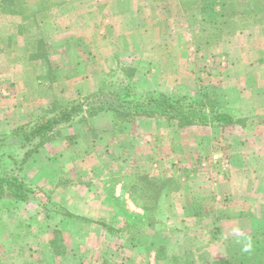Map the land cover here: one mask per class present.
<instances>
[{
  "label": "crops",
  "instance_id": "0c3cea01",
  "mask_svg": "<svg viewBox=\"0 0 264 264\" xmlns=\"http://www.w3.org/2000/svg\"><path fill=\"white\" fill-rule=\"evenodd\" d=\"M139 3L140 0H92L90 8L84 7L81 13L69 17L72 23L67 21L45 37L34 31L24 33L19 43L6 50L1 48L0 65L8 64L9 68L6 81L2 79L1 83L10 92L7 98L0 93V134L12 122L23 124L53 102L62 105L77 100L79 95L92 93L117 68L133 69L138 85L151 94H168L164 88L167 83L182 86L178 75L183 68L173 54L176 50L139 44L145 29L140 22L130 24L134 16H141ZM43 38L53 47L71 38L79 42L80 49L90 47L88 59L72 57L73 49L58 50V55L51 57L63 65L77 60L73 66L79 69L68 75L63 72L49 89L40 85L36 71L35 56ZM244 42L249 45L244 51L248 55L243 58L238 77L234 74L223 82L229 84L226 88L235 91L234 101H227L234 109L232 115L246 118V123L232 128L231 136L223 135L225 129L215 126H191L183 130L192 137L184 148L187 155L192 153V163L201 157H226L230 166L225 174L211 176L212 180L207 177L205 186L198 176L182 179L171 176L177 171L178 159L184 157L179 151L178 130L172 131L174 136H170L169 143L163 139L166 129L155 119L117 124L113 112L103 111L90 119L88 125L68 126L59 140L44 145L25 164L24 180L34 190L29 202L0 201V264H102L105 254L110 257L115 253L111 247L116 243V249L123 253L120 259L115 256L109 260V264H179L178 258L166 252L180 246L186 247L190 264L195 261L210 264L227 259L225 240L264 234V20L235 37L232 46L240 51ZM219 46L229 50L226 42ZM173 69L178 72L176 76ZM190 70L188 80L191 76L193 80ZM4 108L10 111L6 116L2 115ZM167 145H170L171 171L161 176L167 155L163 149ZM114 160L119 162L118 166L124 165L123 171L121 167L110 169ZM53 169L58 176L47 172ZM115 170L123 176H111ZM139 175H148L154 182L166 179L182 183L180 189L168 194L170 221L161 227L157 223L154 228L149 227L154 236L148 240L141 235L137 238L112 235L109 232L115 229L118 200L130 197V187ZM38 197L44 199L43 203L33 204ZM204 201L209 202L208 209ZM45 203L64 213L59 216L58 226L52 221L53 209L46 208ZM200 204L203 209L199 210L195 205ZM132 207L135 210L129 208L126 214L144 212L134 203ZM158 207L161 211L162 202ZM160 228L165 230V239L158 241ZM52 230L69 237L63 240L66 250H56L50 238ZM211 232L216 239L200 248V241ZM179 235L182 241H176ZM82 247L90 248V255L82 256L79 250ZM99 248H108L103 257Z\"/></svg>",
  "mask_w": 264,
  "mask_h": 264
},
{
  "label": "rangeland",
  "instance_id": "374dc122",
  "mask_svg": "<svg viewBox=\"0 0 264 264\" xmlns=\"http://www.w3.org/2000/svg\"><path fill=\"white\" fill-rule=\"evenodd\" d=\"M15 1L16 14L0 12V50L1 48L6 50L10 47L11 44L19 43V38L22 37L24 33L34 31L39 35L43 34L42 36L45 37V35H47L50 31L58 30L59 27L62 28L63 26H65L67 24V21L69 23H72L69 17L78 15V13L82 12V9L84 7L90 8L92 3V0ZM223 2L226 3L225 6H222ZM244 2H246V0H140L139 4L141 8V16H134L130 22L131 26H135V24H138V22H140L145 29V35L144 37H141V41L139 42V44L144 45L146 43L145 46L148 47L157 44L159 46V50L160 47H167L176 50V52L173 54L183 68V72H180L178 75L179 79H181V81L183 82L182 86L170 85L169 83H167L164 84V88L167 89L168 94H156L155 92H153V95H164L170 99H180L186 97L191 100H199L202 92L210 91L217 99L221 110L229 113L234 120L233 123L228 125H212L216 128L220 127L222 129H225L222 130L223 135L227 133L228 136H231L230 130L232 128L244 125L246 123V118H238L235 115H232L234 109L230 104L231 102L227 101H234L235 91L233 89L226 88V86H228L229 84H225L223 80H229L230 76L234 74H236L235 76L238 77V72L242 69V62L244 61L243 58L244 56L248 55V53L245 54L244 51L249 47V45L244 42L243 44L245 45H242L243 48L241 47L240 51H238L235 50V48L232 46V40L235 37H238V35L246 33L249 27L261 24L264 20V12L261 14L259 13V15L255 16L253 19L252 17L241 14V12L244 11V5L241 4H244ZM231 4L233 6L237 4L241 8L234 10L233 7H231ZM126 7L129 6L126 5ZM123 23L126 22L124 21ZM221 42H226V44L228 45L227 49L229 50L225 51L224 47L220 48L219 43ZM65 49H73L74 54H72L71 56L75 58L77 57L80 60H82L83 58L88 59V55H90L89 46L86 45L85 47L80 49L79 42L76 39L74 40L72 38L66 40L63 45H56L55 47L48 44L44 38L38 44L35 56V58L37 57L36 61L38 63L36 71L38 75V82H40V85H42V87H44L45 89H49L50 87H52L53 81H55L60 75L62 76L63 72L68 75L70 73H74L75 70L79 69L73 66V64L76 63L77 60L66 61L64 65L62 64V62H60V64L58 61L54 62L51 60V57L56 55V52L58 50L63 51ZM63 66H66V70H64ZM189 68H191V70ZM121 69H125V67L117 68L106 75L102 79L101 86L98 89L102 88L105 92H110L111 90L119 91V80L125 77V73L120 71ZM173 70L174 76H176L178 72H176V69ZM189 70L193 73V80L192 76L188 80ZM8 71V64H4L3 66L0 65V93L5 96L10 92V90H6V88L4 89L2 87L3 83L1 82H3L2 79L6 81L5 76L8 74ZM6 86L8 87V85ZM203 86H208L210 87V89H203ZM98 89H96L92 93L96 92ZM131 89L137 93H148L146 90H144V88L138 85L135 73ZM92 93L88 95H79L78 99L75 101L83 99L91 95ZM151 93L152 92H149V94ZM5 98H7V96ZM53 104L61 105L57 102H53L50 105H47L45 109H39L35 116L29 118L27 122L23 124H20L18 121L12 122L9 129L6 132L1 133L0 137L4 134H8L16 127L27 124L34 118L45 115ZM3 110V116H6V114L10 112L8 108H4ZM139 119L141 118H137L134 122L136 123ZM150 119H155L157 120V122L159 121V124H162L164 126L166 132H164L163 134V139H167L166 141H168L169 143L171 141L170 136H174V132L172 131H179V151H182V155L184 157H180L178 159L176 168L177 171L174 172L171 176H180L181 179L182 176H198L200 180H203L201 181V183H204L205 186L207 177L209 178L210 176V180H212L211 176L213 178L222 176L223 174H225V172L228 171L230 162L226 157H211L210 159L201 157L202 159H198L196 160V162L192 163V153L189 152V155H187L186 150L184 149L188 144L187 142L189 140H192L190 134H186V132H183V130L188 127L180 128L175 120L168 122L164 119ZM117 124L123 123L117 121ZM68 128L69 127L66 126L61 129V137L62 132ZM109 133H111V131ZM106 134L107 132L105 133V135ZM186 135L188 136V139L186 138ZM138 139L140 140V137ZM7 145L0 149V155L2 156L1 171L4 172L8 171L10 168V163L7 159H5L4 156L14 150V148L11 147V141H8ZM42 147L40 149H42ZM169 147L170 145H167L163 149V154L167 155L164 157V160L162 162L163 175L161 176H166V174H168V171H171V163L169 161ZM116 152L118 151L116 150ZM128 152L129 151L127 150V155ZM118 163V161L114 160L113 165L110 163V169L114 170L121 167V170H124V165L118 166ZM24 166L21 172V176L23 179L25 178L23 176H26L27 174L26 172H24ZM47 172H49L53 176L59 175V173H57L54 169ZM111 176L123 175H120L115 170V173L111 174ZM147 176L148 175H139L138 178H136L135 184L131 185L130 187V197L128 199L118 200L119 203L116 205L115 229L109 232L112 235H122L123 237L125 236L127 238H137L141 235L142 239L148 240L151 238V236H154V234L150 233V231L148 230L149 227L154 228V225H156V223L161 224V227L164 226V223L170 221L171 207L168 203V194L172 191L180 189L182 187V183L179 180L178 183H170V181L166 179L160 182H154L151 181ZM168 176H170V174ZM129 193L127 194L129 195ZM43 200L39 199L38 197L34 200L33 204L38 203L41 205L43 203ZM160 202H162L161 211L158 207ZM132 203H134L137 207L142 208L144 212H132L130 214H126V211H128L129 208L133 211L135 210L132 207ZM203 203L204 207L208 209V206H210L209 202L204 201ZM193 204L195 203L193 202ZM44 206L46 208H50V210L53 209L54 219L52 221L54 222V224H56L55 226H58L59 216L64 215V213L59 212V210L54 206H50V203H45ZM195 206L199 210L203 209L202 204H200V206L202 207H200L199 205ZM158 212H161V214H159ZM82 221L83 223H86V220L82 219ZM143 227H145V229H143ZM193 229L191 230L193 231ZM160 230L161 231H158L159 237L158 239L156 238L158 241H160L161 238L163 240L165 239V234L163 233L165 232V230L161 228ZM50 238L53 240L56 250H66V246H64L63 240L68 239L69 237H66L58 230H52L50 231ZM212 238L216 239V234L214 235L213 232L210 233L208 238H206L205 236L202 242L200 241V248L204 249V245L210 244ZM235 238L225 240L226 251L228 241ZM178 240L182 241L183 238L180 239L179 235L176 241ZM116 244L111 247V251L115 253L110 255V257L109 254H105L107 251L106 249L108 248H99L101 257H103V253L106 256L103 257L104 261L102 264H109L107 262L109 260H112V258L115 256L117 259H120L123 252H120V250L116 249ZM79 250L80 254H82V256L84 255V257L85 254L90 255V248L82 247L79 248ZM166 253L173 256L174 258H178L180 261L179 264H190L188 262V252L186 251V247L181 248L180 246L179 249L176 247H171L167 250ZM105 258H108V260ZM82 264L84 263L82 262ZM191 264H196V261L191 262Z\"/></svg>",
  "mask_w": 264,
  "mask_h": 264
},
{
  "label": "trees",
  "instance_id": "16d2710c",
  "mask_svg": "<svg viewBox=\"0 0 264 264\" xmlns=\"http://www.w3.org/2000/svg\"><path fill=\"white\" fill-rule=\"evenodd\" d=\"M226 3H222L225 6ZM241 14L252 19L264 12V0H246ZM234 10L240 9L231 4ZM15 0H0V12L16 14ZM262 11V12H261ZM125 77L119 80V91L98 89L91 95L65 105L53 104L45 115L14 128L0 137V149L11 141L14 150L5 159L10 163L8 171L2 170L0 155V201L27 203L34 197V190L21 176L23 166L38 150L61 138V129L73 124H88L90 119L103 111L114 113L121 123H131L137 118H158L168 122L175 120L180 128L189 126L228 125L232 116L221 110L213 93L204 91L199 100L189 98L170 99L164 95L137 93L131 89L134 70L121 69ZM110 86V85H109ZM8 146V145H7ZM230 241V242H229ZM228 241L227 259L211 264H264V234L243 235Z\"/></svg>",
  "mask_w": 264,
  "mask_h": 264
}]
</instances>
